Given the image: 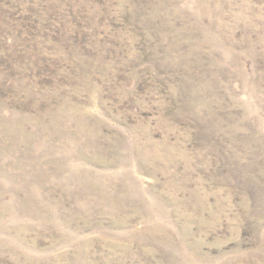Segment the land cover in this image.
Listing matches in <instances>:
<instances>
[{
	"label": "rangeland",
	"instance_id": "obj_1",
	"mask_svg": "<svg viewBox=\"0 0 264 264\" xmlns=\"http://www.w3.org/2000/svg\"><path fill=\"white\" fill-rule=\"evenodd\" d=\"M0 264H264V0H0Z\"/></svg>",
	"mask_w": 264,
	"mask_h": 264
}]
</instances>
